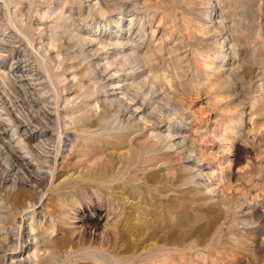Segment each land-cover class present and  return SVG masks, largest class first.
I'll list each match as a JSON object with an SVG mask.
<instances>
[{
    "label": "rangeland",
    "instance_id": "rangeland-1",
    "mask_svg": "<svg viewBox=\"0 0 264 264\" xmlns=\"http://www.w3.org/2000/svg\"><path fill=\"white\" fill-rule=\"evenodd\" d=\"M1 105L48 165L0 142V245L22 220L38 264H264V0H0Z\"/></svg>",
    "mask_w": 264,
    "mask_h": 264
},
{
    "label": "bare ground",
    "instance_id": "bare-ground-1",
    "mask_svg": "<svg viewBox=\"0 0 264 264\" xmlns=\"http://www.w3.org/2000/svg\"><path fill=\"white\" fill-rule=\"evenodd\" d=\"M99 11H100V9H99ZM101 42V41H100ZM4 44V43H3ZM23 58H25V57H23ZM21 56H16V58H15V60H14V62H12L11 64H10V69H12V71L14 72V73H17L19 76H17V77H19V79H21V81H30L31 79H27V77H28V75H29V73H27V72H31L32 70L30 69V68H28V67H30V65H34L32 62L31 63H29V59L30 58H28V57H26L27 59L26 60H24ZM23 61H25L27 64H24L25 62H23ZM25 68H28L29 69V71H27V72H24V69ZM31 68H34V67H31ZM23 73V74H22ZM14 76V75H13ZM16 80V79H15ZM21 85V84H20ZM22 86V85H21ZM2 92V91H1ZM5 94V93H4ZM5 99V98H4ZM10 100V99H9ZM3 102V101H2ZM8 102H10V101H8ZM4 103V102H3ZM6 107V106H5ZM8 107V106H7ZM56 107V106H55ZM57 108V107H56ZM55 110V109H54ZM17 111V110H16ZM35 111V110H34ZM42 111V110H41ZM56 111V110H55ZM54 111V112H55ZM21 112H23V111H21ZM32 112V111H31ZM36 112V111H35ZM35 112H33V113H35ZM56 112H58V111H56ZM18 112H16V115H14V116H12V114L10 113V111H7V110H5V108H4V105H1L0 106V142L2 143V144H4V148H6V147H9V149H8V155H9V157H11L12 158V160L14 161V162H16L17 164H18V166H22L23 168H25V170H27L28 168L30 169V170H34L35 169V167L34 166H32L35 162H40V161H42L43 160V158H44V156L43 155H39V154H37V155H31V150L29 149V148H31V147H26V141H25V139H23V136H22V134H19L18 135V133H20V131L22 132V131H25L26 132V130L25 129H28V127L26 128V126L25 125H29L30 124V119H28V120H22V119H25V118H23L24 117V115H23V117L22 116H20V117H18V114H17ZM30 113V112H29ZM23 114V113H22ZM30 114H32V113H30ZM21 115V114H20ZM26 115V114H25ZM35 115H36V113H35ZM58 115V114H57ZM56 115V116H57ZM44 117V116H43ZM22 118V119H21ZM35 119V118H34ZM37 119V118H36ZM58 119V118H57ZM37 120H39V119H37ZM43 120V119H42ZM36 121V120H35ZM4 123H6V124H4ZM57 124V123H56ZM4 125H7V126H9V125H11L12 127H13V129H8L9 127H7V126H4ZM44 125V124H43ZM44 126H42V128H43ZM25 128V129H24ZM36 128V127H35ZM58 128V127H57ZM43 132V131H42ZM58 132V131H57ZM44 134V132L43 133H40V136L41 135H43ZM169 134V133H168ZM17 136V138L16 139H14L15 137ZM55 136H58V135H55ZM59 137V136H58ZM54 139V138H53ZM58 139V138H57ZM26 140H28L27 138H26ZM30 140V139H29ZM59 140V139H58ZM39 141V140H38ZM28 142V141H27ZM43 142V141H42ZM10 143H14L16 146H12V147H10ZM38 144V143H37ZM39 144H42V143H40L39 142ZM38 144V145H39ZM56 144H57V141H56ZM59 144H61L60 142H59ZM59 144H57V145H55L54 147H51L53 150H54V152H52V150L51 151H46L45 149H42L43 147H45V146H41V145H39V147H41V149H40V152H42L44 155H46V154H53L54 155V157L52 156V158H53V161H54V163H52V165L51 166H49V168H48V170H49V175H48V179L49 180H51V179H53V177L55 176V171L57 170V167H58V165L56 166V155H58L57 153L59 152L58 150H59ZM176 144V143H175ZM35 145H36V143H35ZM44 145V144H43ZM179 145V144H178ZM47 146V145H46ZM57 146V149L55 150V147ZM38 146H36V148H37ZM177 148V147H176ZM2 149V148H1ZM24 151V152H21V151ZM5 151V150H4ZM34 151V150H33ZM39 151V150H38ZM6 153V152H5ZM33 154H35L34 152H33ZM26 156H29V158H31V159H29V160H26ZM46 157H48V156H46ZM40 159H42V160H40ZM2 160H4V159H2ZM50 160V159H49ZM30 161H35L32 165L30 164ZM52 161V160H51ZM52 161V162H53ZM65 161H66V159H65ZM43 162V164H44V162L45 163H47V165H48V161L47 160H43L42 161ZM40 164V163H39ZM36 165V164H35ZM1 166V165H0ZM47 167V166H46ZM61 167V166H60ZM22 169V168H21ZM17 170V169H16ZM28 171V170H27ZM2 172V171H1ZM30 172V171H29ZM21 173V172H20ZM14 175V174H13ZM26 175V174H25ZM2 176V175H1ZM30 176V175H29ZM42 176V175H41ZM7 175H4V176H2L1 177V183L0 184H3V183H5L6 181H7ZM60 177V176H59ZM22 178V177H21ZM20 178V179H21ZM44 179H45V177H43ZM14 179L15 178H13V181H12V183H10L12 186H14V184H16V182H14ZM23 180V179H22ZM27 180V179H26ZM48 180V181H49ZM65 180V179H64ZM44 181V180H43ZM27 185V184H26ZM33 185V184H32ZM12 186L11 187H9L10 189L12 188ZM8 187V186H7ZM49 187V186H48ZM6 188V187H5ZM17 188H19V186L17 187ZM13 189H14V187H13ZM25 190V189H24ZM29 190V189H28ZM10 191V190H9ZM26 191V190H25ZM37 191V190H36ZM34 192V191H33ZM39 192V191H38ZM22 193V192H21ZM1 195V194H0ZM21 195V194H20ZM2 196H4V195H2ZM0 197V201H2L3 199H5V196L4 197ZM43 196V195H42ZM17 197V196H16ZM37 199V198H36ZM40 199V198H39ZM18 200V199H17ZM34 202V201H33ZM32 202V203H33ZM21 207V206H20ZM33 207V206H32ZM1 208V207H0ZM21 216V215H20ZM1 217V216H0ZM1 221H2V218H1ZM14 221V220H13ZM21 222H22V220H20V222L18 223V224H16V225H18V226H15L14 227V231H13V235H11V236H7L6 235V237L4 238V240L2 241V244L0 245V255H3L4 254V252L6 251H4V249L5 248H7V249H10L12 246H13V248H14V246H15V244H18L19 242H24V241H26V242H28V241H30L31 240V238H32V240L34 241V245H33V251H31V253L30 254H28L27 255V260L29 261L30 260V263H33V264H38L39 263V256H38V250H39V246L42 244V242L39 240V239H37V237H36V235L34 234V235H31V232L32 231H35L34 230V228L33 227H31L30 225H28L27 226V228L26 227H24V226H21L22 224H21ZM52 222V221H51ZM40 223V222H39ZM15 224V223H14ZM2 226V225H1ZM41 226V225H40ZM90 229V228H89ZM39 232V231H38ZM35 233V232H34ZM29 243V242H28ZM10 244V246L11 247H7V245H9ZM41 247H42V245H41ZM13 250V249H12ZM9 252V251H8ZM5 254H6V252H5ZM90 254V253H89ZM91 254H96V253H91ZM98 254H100V253H98ZM65 256V255H64ZM5 257V256H4ZM94 258V257H93ZM95 259V258H94ZM1 260V259H0ZM21 260V259H20ZM98 260H100V259H98ZM112 260V259H111ZM13 261H15V260H13ZM27 261V262H28ZM95 261H97V259H95ZM105 262V261H104ZM3 263V262H2ZM10 263V262H9ZM97 263V262H96ZM102 263V262H101ZM110 263V262H109Z\"/></svg>",
    "mask_w": 264,
    "mask_h": 264
}]
</instances>
